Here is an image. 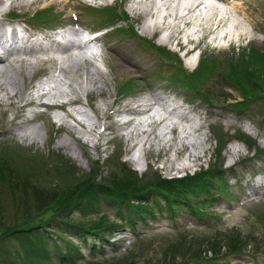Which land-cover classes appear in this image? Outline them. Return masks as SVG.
I'll list each match as a JSON object with an SVG mask.
<instances>
[{
  "label": "rangeland",
  "instance_id": "rangeland-1",
  "mask_svg": "<svg viewBox=\"0 0 264 264\" xmlns=\"http://www.w3.org/2000/svg\"><path fill=\"white\" fill-rule=\"evenodd\" d=\"M0 1L3 2V0ZM48 3H53L52 8L55 15H62L58 22L61 24L70 20V16H68L70 9L79 8L78 10H81L83 8L80 4L81 0H69L66 4L65 0L45 1L43 4ZM234 3L225 5L223 7L225 14L223 13L222 15H214L211 10L204 7L201 13L195 17V20L190 19L192 25H197L196 28H192L191 25L183 29V26L179 24L180 32L178 37L181 40V44L182 38L184 40L187 38V32L194 29L200 30V32L195 33L194 37L202 43L204 42L202 41L203 38L208 40L215 35L209 40V47L204 42L205 46L203 45L200 48L199 58L201 55L204 59L199 61L196 64L197 66H195L194 61V55L197 51L191 50L195 42H191L189 46L185 45V47L178 46V54L174 52L176 46L172 43L167 51L173 59H175L174 57L179 59L186 73L191 74L195 71L192 74H203L200 66L207 65L211 59L216 58H218L217 60L225 58L229 62L239 60L240 63L244 64L248 58L246 52L249 48L264 49V0H243V2L234 1ZM12 4L10 2L8 9L15 10L14 12L16 13H23L25 9L30 13L37 8L33 4L23 6H12ZM1 8L2 4L0 2V10L3 11ZM205 11H208V13H205ZM207 14L210 15L207 16ZM217 16L223 19L222 22H213ZM224 17L226 18L225 20ZM81 18L83 17H78V21ZM85 18L87 21L94 19L91 15ZM207 18L209 19L208 22L206 24L203 23V21H207ZM87 21L84 20L82 24L88 28L94 24ZM139 24L140 22H137V24L133 25L136 35L143 39L149 38L150 34L143 32ZM118 25L122 26L123 24L113 21L111 27ZM166 25L167 23L165 27ZM172 26L176 27L175 23H172ZM218 31L220 32L217 34ZM155 41L154 43L158 46V39L156 38ZM196 43L199 45L198 42ZM95 44L98 45V50L101 53L99 58L94 59V57H91L88 48L84 47L76 54L67 56L64 54L65 59L60 63V67L54 70L57 86L64 92V95L62 92V99L68 97L75 100L77 105L70 107L75 112L73 117L66 115L65 110L63 111V122L52 119L45 113L41 115V119L37 120L38 122L36 123H22L23 127L27 128L24 129L22 126L13 123L17 120L13 121L10 118L15 114H17L18 118L22 117V114L26 110H30V107L23 105L24 107L21 108L16 106L21 98L20 96L18 98L17 95H14L12 99H5L7 97L0 91V98L5 99L6 104V106H0V224L8 225L7 235L10 230H20L22 229L21 225H26L28 222L42 216L41 212L38 213L36 211L38 207L43 208L48 215L53 214V209H45L48 204L45 203L46 198L22 200L20 192L17 190L18 183L40 187L44 192H48L50 189L60 191V189L66 188V184L72 180L79 178L78 180L84 181L87 179L86 175H89V172L94 169L96 164L100 166V178L105 177L104 174L108 171L105 167L107 164V159L105 158H114L115 156H119L121 161L125 162L129 168H132L137 176H143L147 172L148 177L154 176L153 171L163 177H173L174 175L179 176L181 173L193 172L200 168L199 171L194 172L197 173L221 163L224 168H232L236 171L239 178L238 187L235 188L234 194L231 193L234 197V202L230 203L229 207H225L227 201L221 200L214 204V208L207 203L201 207L200 211L211 215L215 214V212L219 215L224 214L223 219L227 220V225L223 228L230 229L235 227L234 229L246 234L250 240H259L254 252L249 251L241 256L229 258L230 264H264V220L263 218L257 219L258 215L264 212V197L261 199L256 197L255 202L251 201L248 203L241 198L243 192L252 186V173L264 168V163L261 162L264 161V152L262 154H254L252 152L251 154H254L253 157L245 160L243 158L247 157L250 151H248V145L245 141L239 140L240 138L248 142L250 140L251 143L254 142L258 146V149H264V107L258 102H254L248 104L243 112L237 113L235 111L239 103L244 102L241 98L244 90L240 85L239 89L236 90L234 84L223 79L230 69L228 61H219L220 65L216 66L213 74L209 78L206 77L203 82H200L203 92L208 94V98L203 100L202 98L193 97L182 86L174 84L175 82L170 83L158 69L151 70L150 66L155 61L154 54L149 49L141 48L140 45L136 44V41L119 40L117 33L107 32ZM96 45L91 44L89 48L96 47ZM116 46L121 47L119 53L125 61L114 52ZM190 55L191 57L187 59V56ZM23 57H25L23 61H16V58H13L12 67L15 68V75L20 78V81L22 80V84L30 86L26 94L28 95L36 88V79L44 71L39 70L36 72L38 67L36 68L35 66L38 64L30 63L33 56L25 55ZM72 60L75 63H80L78 70L75 68L70 69L71 67L68 63L73 62ZM52 64L51 62L45 63L40 68L45 70L46 74L52 71ZM62 67L64 68L63 71H61ZM95 70L102 74V78L93 77L91 81L87 80V78L96 73ZM128 83L132 85L131 91L124 94L123 89L127 87ZM248 89H245L246 92H248ZM151 91L156 96L163 97V100L168 98L166 101L171 102L169 99H172L179 105L172 103V106L181 107L184 113L182 117H185V119L180 121L177 118L174 119L175 122L181 124L180 131L165 130L166 125L159 124L163 122L165 116L152 114V118H150L151 124L148 119L147 121L144 120L145 123L143 124L137 122L136 126H129L128 130H131V132H128V140H126L127 138L122 137L119 133L125 127L116 124V118H122L126 112L124 111L120 114L119 111L131 107L133 112L132 106L142 103L141 98L145 96V93H150ZM8 92L11 93V91ZM27 99L31 98L27 97ZM167 105L164 110L169 111L171 106L169 103ZM105 112L109 116L104 115L103 113ZM125 116L128 117V115ZM73 118L77 119L79 123ZM167 119H172V116L168 115ZM154 120L158 124H153ZM12 124H14L15 132L19 130L25 135L26 130L36 127L37 129L34 128L27 132L35 130L41 137H34L36 136L35 134L28 140H19L12 130ZM17 126L22 128H17ZM61 141L67 144L61 146ZM141 141L144 142L142 144V153L145 163L141 162L136 171L127 161V158L129 155L132 156L135 153L134 150L137 149V146L132 145L131 142L141 143ZM228 142H230L229 146H226L225 144ZM223 143L225 144L223 145ZM149 144H154L152 148L154 152L152 153L145 152ZM220 146H222L221 149L219 148ZM157 151L158 154L156 155ZM153 157H157L155 162ZM149 158L151 164L147 163ZM100 162L102 163L100 164ZM185 162H188L189 166ZM132 163H138V158ZM190 163L192 166H190ZM159 166L162 168L160 169ZM178 166L179 168L183 166L190 168L183 170L184 172L181 169L173 173V169ZM71 173L74 174L71 175ZM113 173L119 176L118 173ZM225 173L228 175L225 174L224 179L226 178L231 186L235 185V182L231 181L229 177L232 173ZM71 178L73 179L71 180ZM103 210L107 211L106 209ZM178 217L177 228L186 227L189 231L204 229L203 224L198 223L201 221L197 222L194 217L190 219L182 214H179ZM154 223L157 224L152 227L151 231L173 230L167 221H161L160 218H157ZM31 236L35 235L31 234ZM119 238L124 239L126 235L119 236ZM21 241L25 243L23 239L11 236L6 240V249L16 256L20 251H23L20 247ZM136 248L139 249L138 246ZM122 252L115 254L113 258L111 256L101 257L96 261L103 263L105 261L102 260L109 259L107 263H111V258L116 261V264H119V262L122 264H135L130 263L127 259L121 260L126 255L124 254L120 258ZM0 264L25 263L20 260L19 256L6 259L0 252ZM136 264H148V262L139 261Z\"/></svg>",
  "mask_w": 264,
  "mask_h": 264
},
{
  "label": "trees",
  "instance_id": "trees-1",
  "mask_svg": "<svg viewBox=\"0 0 264 264\" xmlns=\"http://www.w3.org/2000/svg\"><path fill=\"white\" fill-rule=\"evenodd\" d=\"M246 60L244 65L230 64L226 75L237 83L256 79L254 86L250 87L249 94H253L255 89L264 84V54L253 51ZM247 65L253 67L252 72L243 68ZM213 67L211 63L203 65V74L190 75L186 85L198 87L204 75L210 76ZM99 170V166L95 165V169L86 175L87 179L81 181L79 178H71L72 181L60 191L50 189L44 192L40 187L18 183L17 190L22 200L46 198L45 203L48 204L45 209H53V214L48 215L43 208L38 207L36 211L42 214L39 219L21 225L20 230H10L8 235V225L0 224V252L6 259L19 256L25 264H73L75 260L81 259L79 248L88 252L96 248L89 240L105 241V238L122 226L134 235L139 226L137 221L144 223L162 204H165L169 212H173L174 208H184L187 212H196L207 218V214L200 211L204 204L197 201L196 204H191L190 198L210 190L207 184L213 181L217 172L212 175L206 171L207 173H198L192 177L162 180L158 175L137 179L135 174L124 166L119 168L120 173L114 167V170L103 178L98 177ZM203 174H206L205 178ZM101 203L112 205L119 212L120 223L100 214ZM261 216L264 220V212ZM31 234L35 236L32 237ZM11 236L25 241L20 242L23 251L16 256L5 246L6 240ZM258 241L250 240L246 234L230 229L218 232L209 230L203 234H163L146 240L135 236L124 253L126 255L121 258L123 254L120 258L135 264L139 261H146L148 264H229L230 257L255 248ZM110 260L111 263L105 261L86 264H116L114 259Z\"/></svg>",
  "mask_w": 264,
  "mask_h": 264
},
{
  "label": "bare ground",
  "instance_id": "bare-ground-1",
  "mask_svg": "<svg viewBox=\"0 0 264 264\" xmlns=\"http://www.w3.org/2000/svg\"><path fill=\"white\" fill-rule=\"evenodd\" d=\"M35 0H20V1H15V0H11L12 3L16 2L15 5L16 6H23V5H29L31 3H33ZM51 1V0H49ZM218 2H225L227 0H217ZM201 3L200 0L197 1L196 3V6L199 5ZM170 6H167L165 8H163V11L165 12V14H168V11L170 10ZM139 9V12L138 14H142L143 16H148L151 14V11L150 9L148 8V4L146 1L142 2V4H140V6L138 7ZM212 12V11H211ZM225 14V13H224ZM220 22V21H219ZM222 22V20H221ZM175 23V22H173ZM176 25V23H175ZM167 26V25H166ZM156 28H165L164 25H159L158 23H152V25H146L144 29H142L143 31H146L148 33H152L156 30ZM176 27L175 26H171V31L162 38L163 41L167 42L168 40H170L172 37L175 36V33L176 32ZM234 31V30H233ZM237 31V30H235ZM241 33V32H240ZM15 35L14 31L13 30H10V33H9V38H13ZM231 35V34H229ZM240 36V35H239ZM229 37V36H228ZM5 39V35L3 34V32L0 30V91L3 92L4 96H6L7 98L5 99H12V96L14 95H17V97L19 98V96L21 97L20 100L18 101V104L16 106H19V107H22L23 105H27L29 104L30 102H32V99H27V97H29V93L28 95L27 94V90L30 88V86H25L23 85L22 83V80L20 81L19 77H17L15 74V68L12 67V63H13V60L11 62L8 61V58L10 57V54L7 52L6 48L3 46V40ZM60 50L62 52H64L66 55H72L71 53V49L70 48H65V47H61ZM77 52H79L81 50V47L78 45L77 48H76ZM76 52V53H77ZM74 53V54H76ZM116 55L119 54V52H115ZM26 55H33V54H26ZM78 59V58H77ZM82 60V59H81ZM16 61H21V59H17L16 58ZM42 61H51V62H55V59L53 57H45ZM73 61V60H72ZM80 61V60H79ZM78 62V61H77ZM81 62V61H80ZM8 63V64H7ZM33 63V62H32ZM6 64V65H4ZM33 64H39L38 62H34ZM72 64V65H71ZM68 65H70V69L72 68H75L76 70H78L80 68V63H75L74 61L73 62H69ZM82 67V66H81ZM94 67V66H93ZM131 68V67H130ZM63 67L61 69V71H63ZM74 69V70H75ZM98 69V68H97ZM96 73L87 78V80L91 81L93 77H97V78H102V74H99L97 72V70H95ZM71 73V72H70ZM77 73V72H76ZM74 74V73H73ZM85 77V76H84ZM88 77V76H87ZM80 78V77H79ZM86 80V79H85ZM86 80V81H87ZM25 81V80H24ZM82 82V81H81ZM105 82V81H104ZM30 83V82H29ZM87 83V82H86ZM90 83V82H89ZM104 84V83H103ZM114 84V83H113ZM88 85V84H87ZM107 85V83H106ZM108 86V85H107ZM89 87V86H88ZM105 87V86H104ZM87 89V88H86ZM84 90V89H83ZM89 90V89H88ZM8 91H11V93H9ZM73 91V90H72ZM85 91V90H84ZM62 92L59 88H57V92H56V96H61L62 95ZM69 92V90H68ZM87 92V90H86ZM100 92V91H99ZM106 92V91H105ZM81 93V92H80ZM83 93V92H82ZM91 93V91H90ZM107 93V92H106ZM105 94V93H104ZM63 95H64V92H63ZM70 95V94H69ZM81 95V94H80ZM90 95V94H89ZM67 96V95H65ZM153 97H156V95H154V93H148L146 94L145 93V96L141 98L142 100V103H145L147 104L149 107H150V102L152 103H156V99L153 98ZM66 98V97H65ZM68 98V97H67ZM5 99H2L0 98V106H6L5 104ZM72 100V99H71ZM101 101V100H100ZM25 103V104H24ZM167 103H169V105L171 106L170 110L169 111H166L164 109H166V107L168 106ZM104 104V103H103ZM9 105V104H7ZM149 107L147 108V110L149 109ZM1 108V107H0ZM126 112L128 114H123V115H133L132 114V111H131V107L129 108H126L122 111V109L119 111V113L121 114V112ZM116 113V112H114ZM104 115L108 116L109 114L108 113H103ZM118 114V113H116ZM152 114L155 115V116H166V115H171L172 116V121L177 118L179 119L178 121H180L181 119H185V117H182V115H184L183 111L180 110V109H177L176 106H172V103L170 102H166V101H163L161 100V98L158 99V102L156 103V106L153 108L152 112H150V115H147L145 116V118H142L141 119V123L142 121L144 120H148L149 119V123L151 124V121H150V118H152ZM63 117L64 116H61V115H57V119L60 121V122H63ZM182 117V118H181ZM66 118V117H65ZM75 119V118H74ZM65 120V119H64ZM77 121V123H79V121L77 119H75ZM108 121V120H107ZM92 122V121H91ZM90 122V123H91ZM137 122L140 123V121H135V122H132L130 118H127L123 121V124H137ZM82 123V121H81ZM153 124H158V122L156 120H154L152 122ZM171 123V122H170ZM18 124V123H16ZM89 124V123H88ZM143 124V123H142ZM167 124V122H166ZM179 124V123H178ZM193 124V123H192ZM190 124V125H192ZM90 125V124H89ZM189 125V124H188ZM81 126V125H80ZM108 126V125H107ZM194 126V124H193ZM70 127V126H69ZM93 127V126H92ZM17 128H22L20 126H17ZM44 128V127H43ZM67 128V127H66ZM71 128V127H70ZM25 129V128H24ZM33 128H31L30 130H33ZM37 129V128H36ZM41 129V128H40ZM30 130H26V135L25 133H22L21 131L17 130V134L21 135V136H26L28 138L30 137H33V135L36 134V136L34 137H41L38 133L34 131L32 132H27V131H30ZM147 130V129H146ZM168 130H170L168 128ZM160 131V130H159ZM74 132V131H73ZM93 132V131H92ZM129 132V131H128ZM128 132L126 133V136L128 134ZM90 134V133H89ZM131 134V133H130ZM177 138H178V133H177ZM65 140V139H64ZM78 140V139H77ZM38 141V140H37ZM79 141V140H78ZM83 141V140H82ZM84 142V141H83ZM65 144L67 143H64V141H61V146H64ZM83 147V146H82ZM136 159V158H135ZM135 159L131 160V163L132 162H135Z\"/></svg>",
  "mask_w": 264,
  "mask_h": 264
}]
</instances>
